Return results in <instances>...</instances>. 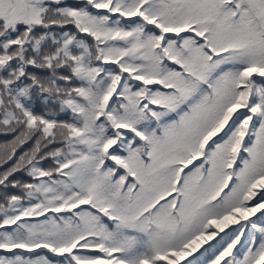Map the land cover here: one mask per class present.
Instances as JSON below:
<instances>
[{"label": "snow or ice", "instance_id": "obj_1", "mask_svg": "<svg viewBox=\"0 0 264 264\" xmlns=\"http://www.w3.org/2000/svg\"><path fill=\"white\" fill-rule=\"evenodd\" d=\"M0 264H264V0H0Z\"/></svg>", "mask_w": 264, "mask_h": 264}, {"label": "trees", "instance_id": "obj_2", "mask_svg": "<svg viewBox=\"0 0 264 264\" xmlns=\"http://www.w3.org/2000/svg\"><path fill=\"white\" fill-rule=\"evenodd\" d=\"M4 138L3 137H0V141H2Z\"/></svg>", "mask_w": 264, "mask_h": 264}]
</instances>
